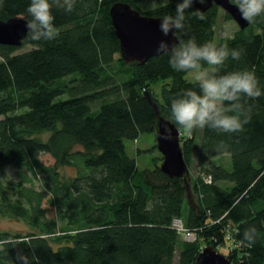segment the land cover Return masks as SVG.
<instances>
[{
	"label": "trees",
	"instance_id": "1",
	"mask_svg": "<svg viewBox=\"0 0 264 264\" xmlns=\"http://www.w3.org/2000/svg\"><path fill=\"white\" fill-rule=\"evenodd\" d=\"M147 1L75 0L71 12L53 4L57 38L36 42L28 32L20 47L0 45V171L13 167L19 178L7 183L0 176V216L27 227L0 231V264H24L20 256L27 264H196L206 246L224 248L232 264H264V95L247 101L252 114L243 132L205 128L181 138L187 167L194 163L204 177L193 183L195 204L184 180L160 170L163 157L155 144L151 169L140 170L126 153V141L155 136L157 117L146 94L160 116L178 125L171 99L188 88L199 90L163 53L143 64L121 59L109 17L113 4L151 18L176 15L179 0L154 8ZM29 3L0 0V21H28ZM197 11L194 4L186 10L176 45L189 38L216 43L219 8L201 13L203 19L193 15ZM216 44L241 51L221 74L254 71L264 91V15ZM27 46L32 49L17 54ZM156 84H162L158 96L152 92ZM45 132L46 140L40 136ZM221 142L227 149L217 151ZM42 156L53 165L43 164ZM223 156L231 169L217 162ZM62 168L75 175L65 178ZM30 177H42L44 189ZM175 219L195 241L182 239ZM251 226L257 233L249 244L244 232Z\"/></svg>",
	"mask_w": 264,
	"mask_h": 264
},
{
	"label": "clouds",
	"instance_id": "2",
	"mask_svg": "<svg viewBox=\"0 0 264 264\" xmlns=\"http://www.w3.org/2000/svg\"><path fill=\"white\" fill-rule=\"evenodd\" d=\"M203 2V0H199ZM194 0H179L176 15L163 17L160 30L164 36L169 33L182 32L185 28V12L192 7ZM55 4L66 12L74 8L75 0H30L27 13L31 17L26 23L32 41H50L57 38L59 30L54 26L55 17L52 7ZM241 18L249 23L264 15V0H236ZM193 15L203 19L201 13ZM158 53L169 56V65L177 72H188L196 87L185 89L179 96L171 99V115L186 134L191 137L196 129L205 128L219 133H240L251 120L250 99L264 95L254 71L238 70L220 73L226 61L231 58L239 60L241 51L229 49L209 41L198 44L195 38L170 46L161 41ZM204 65H207L205 67ZM165 138H169L170 130L165 128ZM227 145L222 142L216 146L217 151H224ZM257 229L251 226L244 232V240L249 244L255 242ZM27 264V257H18Z\"/></svg>",
	"mask_w": 264,
	"mask_h": 264
},
{
	"label": "water",
	"instance_id": "3",
	"mask_svg": "<svg viewBox=\"0 0 264 264\" xmlns=\"http://www.w3.org/2000/svg\"><path fill=\"white\" fill-rule=\"evenodd\" d=\"M194 6L201 12H205L212 6H216L228 14L240 30H245L249 22L241 18L237 4L231 0H194ZM109 17L114 33L119 42L121 59L129 64L145 63L152 57H157V48L161 41H166L170 46L177 44L175 33L164 36L160 30L162 18L142 16L128 4L115 3L109 9ZM27 21L22 18L0 21V45L20 47L26 38L28 29ZM146 100L157 117L155 132L156 148L162 155L163 161L160 170L170 178L182 179L188 176V167L183 159L180 144V135L175 125L163 116H160L158 105L153 102L150 94H146ZM170 130L169 138H165ZM196 264H232L225 256L206 246L198 254Z\"/></svg>",
	"mask_w": 264,
	"mask_h": 264
},
{
	"label": "rangeland",
	"instance_id": "4",
	"mask_svg": "<svg viewBox=\"0 0 264 264\" xmlns=\"http://www.w3.org/2000/svg\"><path fill=\"white\" fill-rule=\"evenodd\" d=\"M167 0H148L147 1V7L148 8H154L157 6H161L166 3ZM225 12H223L221 9H219V13L217 15V21L215 26V42L219 41L220 39L224 38H231L237 30H239L238 26L232 19H227L225 17ZM246 32V31H245ZM215 43V44H216ZM32 48L30 46H27L19 51L18 53H23L26 51L31 50ZM185 79L188 82H193L192 76L190 73H187L185 76ZM162 84H156L152 87V92L158 96L161 90ZM175 127L178 129L179 135H180V144H181V138L184 136H188L183 128H181L179 125H175ZM43 139H47L49 136V133L45 132L40 135ZM156 145L155 136L153 135H144L137 142H125L126 147V153L129 157H132L136 160V163L138 165V168L140 170L144 169H151V159L153 157V154L150 152V149L153 148V145ZM156 155V154H155ZM41 160L43 164L46 166H52L53 161L48 156H42ZM218 163L225 166L227 169H231V161L229 156H223L219 159H216ZM162 163V162H161ZM160 163V164H161ZM60 173L65 177H73L75 175V171L72 168H62L60 169ZM201 171H199L196 167V165L193 163L190 166H188V176L185 178L187 189L189 191V201L192 204H195L197 202V197L193 193V183L196 180V178L202 179L204 181V177L201 175ZM0 176L3 179L4 182H11V181H18L17 172L13 167H7L0 171ZM32 180V183L34 184L35 188L38 190L44 189V183L43 178L39 177L38 180H36L33 177H30ZM47 208V205H45ZM55 211L52 209L51 212H48L49 218H53ZM0 231H10V232H25L27 231V227L18 220L12 219V218H4L0 216ZM183 239V238H182ZM184 240V239H183ZM196 240V238H195ZM194 240V241H195ZM193 242V241H192ZM204 248V247H203ZM224 248H221L219 250L220 254L225 253Z\"/></svg>",
	"mask_w": 264,
	"mask_h": 264
},
{
	"label": "built area",
	"instance_id": "5",
	"mask_svg": "<svg viewBox=\"0 0 264 264\" xmlns=\"http://www.w3.org/2000/svg\"><path fill=\"white\" fill-rule=\"evenodd\" d=\"M211 178L208 177L207 179H205L206 183H210ZM172 226L176 229L177 233L184 239L185 242H192L195 240V236L194 234H192L191 232H189L188 230L185 229V227L183 226L181 220L179 219H175L172 222ZM226 240H228V242L230 244H232V239H231V235H227ZM234 246V245H232Z\"/></svg>",
	"mask_w": 264,
	"mask_h": 264
}]
</instances>
